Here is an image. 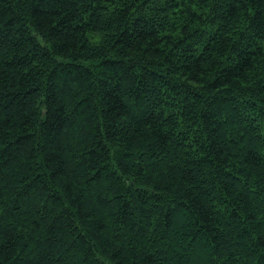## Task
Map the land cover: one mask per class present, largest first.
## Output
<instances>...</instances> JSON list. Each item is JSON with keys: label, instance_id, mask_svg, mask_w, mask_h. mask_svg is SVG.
Wrapping results in <instances>:
<instances>
[{"label": "trees", "instance_id": "16d2710c", "mask_svg": "<svg viewBox=\"0 0 264 264\" xmlns=\"http://www.w3.org/2000/svg\"><path fill=\"white\" fill-rule=\"evenodd\" d=\"M0 264H264V0H0Z\"/></svg>", "mask_w": 264, "mask_h": 264}]
</instances>
